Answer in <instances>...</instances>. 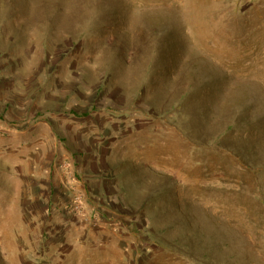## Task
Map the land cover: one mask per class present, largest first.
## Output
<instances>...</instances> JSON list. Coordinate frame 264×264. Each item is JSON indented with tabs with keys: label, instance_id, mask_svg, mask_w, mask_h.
<instances>
[{
	"label": "rangeland",
	"instance_id": "rangeland-1",
	"mask_svg": "<svg viewBox=\"0 0 264 264\" xmlns=\"http://www.w3.org/2000/svg\"><path fill=\"white\" fill-rule=\"evenodd\" d=\"M0 264H264V0H0Z\"/></svg>",
	"mask_w": 264,
	"mask_h": 264
},
{
	"label": "bare ground",
	"instance_id": "bare-ground-1",
	"mask_svg": "<svg viewBox=\"0 0 264 264\" xmlns=\"http://www.w3.org/2000/svg\"><path fill=\"white\" fill-rule=\"evenodd\" d=\"M70 183V182H69ZM68 186H69V184H68ZM66 189V188H65Z\"/></svg>",
	"mask_w": 264,
	"mask_h": 264
}]
</instances>
